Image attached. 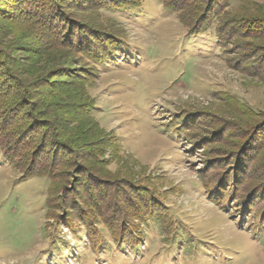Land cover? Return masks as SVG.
I'll return each instance as SVG.
<instances>
[{
  "label": "rangeland",
  "instance_id": "obj_1",
  "mask_svg": "<svg viewBox=\"0 0 264 264\" xmlns=\"http://www.w3.org/2000/svg\"><path fill=\"white\" fill-rule=\"evenodd\" d=\"M258 2L264 7V0ZM98 16L119 34L121 46L96 67L95 84L84 83L99 123L87 135L103 138L107 177L146 189L158 217L143 223L142 241L135 246L115 243L104 226L89 236L82 223L67 224L61 211L58 224L47 217V180L23 178L0 149V264H264V232L254 230L255 215L243 202L218 199L206 174L220 169L209 166L215 154L204 138L212 132L224 138L226 125H233L217 111L228 109L231 99L264 113V82L240 68L252 63L237 66L213 31L190 39L177 15L157 0ZM23 47L18 44L9 55L25 59ZM72 59L85 75L81 67L87 65ZM61 81L73 85L70 77L50 74L40 86L60 91ZM77 113L70 108L66 114L88 128L91 122Z\"/></svg>",
  "mask_w": 264,
  "mask_h": 264
},
{
  "label": "trees",
  "instance_id": "obj_2",
  "mask_svg": "<svg viewBox=\"0 0 264 264\" xmlns=\"http://www.w3.org/2000/svg\"><path fill=\"white\" fill-rule=\"evenodd\" d=\"M157 1L163 10L177 15L190 39L213 31L219 46L233 52L231 60L237 66L252 63L241 65V70L252 71L264 82V7L259 0ZM234 2L239 3L236 9ZM141 6L142 0H0L2 156L23 178L47 180L48 219L59 224L64 214L67 224L82 223L89 236L104 226L115 243L131 246L142 241L143 223L158 217L157 205L146 189L107 177L103 138L87 135L99 129V123L84 83L94 85L96 67L116 56L121 46L119 34L100 24L98 14L126 13ZM21 43L28 52L23 60L9 55ZM72 57L87 65L81 67L85 75L71 65ZM50 74L70 77L73 85L61 81L60 91L50 84L41 87ZM230 103L228 109L217 111L232 121L224 128L229 130L226 137L212 132L204 138L215 154L209 166L220 169L210 173L209 168L207 187L218 199L222 196L221 201L243 202L255 215L254 230L264 232V113L231 99ZM70 108L82 121L91 122L88 128L66 114ZM74 125L81 130L75 131ZM182 128L177 130L184 134ZM56 147L65 151L63 157L54 151ZM212 203L220 206L216 199Z\"/></svg>",
  "mask_w": 264,
  "mask_h": 264
}]
</instances>
